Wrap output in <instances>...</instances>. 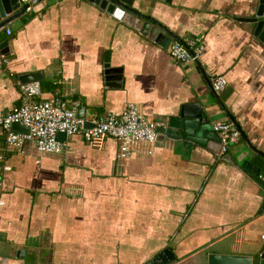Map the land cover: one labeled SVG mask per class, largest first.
<instances>
[{"label":"crops","instance_id":"obj_1","mask_svg":"<svg viewBox=\"0 0 264 264\" xmlns=\"http://www.w3.org/2000/svg\"><path fill=\"white\" fill-rule=\"evenodd\" d=\"M20 2L25 12L0 28L9 51L0 55L1 111L19 106L21 77L40 73L44 98L57 90L84 116L133 103L168 125L186 107L205 113L208 128L204 145L159 133L119 159L109 137L60 135L54 155H40L32 142L7 150L0 127V264H146L166 249L175 257L169 264H206L208 252L258 253L264 43L242 20L258 0H135L170 42L203 37L199 63L186 65L169 56L170 42L156 43L87 0ZM215 76L226 80L218 93ZM215 122L241 132L222 155Z\"/></svg>","mask_w":264,"mask_h":264},{"label":"built area","instance_id":"obj_2","mask_svg":"<svg viewBox=\"0 0 264 264\" xmlns=\"http://www.w3.org/2000/svg\"><path fill=\"white\" fill-rule=\"evenodd\" d=\"M27 9V8H26ZM6 34L10 30L6 29ZM203 37L173 39L167 52L174 62L181 65L199 63L203 51ZM212 89L223 91L226 80L222 76L211 79ZM20 104L12 111L0 110V127L5 134L7 150H22L26 143H34L40 155H54L62 151L64 143L58 134L79 135L88 142L101 138H113L118 145L117 157L124 159L130 154L131 146L137 143L153 144L159 128H165L166 119L150 118L142 115L138 105L129 103L121 113L103 112L78 118L74 103H66L55 90L50 97L42 96V86L38 81L18 83ZM14 123L27 128L26 133L15 131ZM219 143L220 154L241 138V132L231 122L213 123ZM8 170V166H3ZM0 180V206L2 205Z\"/></svg>","mask_w":264,"mask_h":264},{"label":"water","instance_id":"obj_3","mask_svg":"<svg viewBox=\"0 0 264 264\" xmlns=\"http://www.w3.org/2000/svg\"><path fill=\"white\" fill-rule=\"evenodd\" d=\"M100 9L104 10L107 14L111 15L117 20L125 23L126 25L133 27L140 33L147 35L149 38L155 40L163 46H166L170 42V38L164 37L160 33L165 31L164 27L158 24L153 19L144 16L138 9L134 8L135 0H87ZM169 1V0H168ZM27 6L20 2V0H0V28L8 24L10 21L18 16H21ZM247 22L252 30V34L257 37L259 41L264 43V0H258V6L254 14L246 19H242ZM165 40V42H163ZM8 42L3 41L0 43V55H8ZM108 68V65H106ZM112 70H106L105 73H110ZM40 73H32L21 77V83H27L32 81H40ZM186 107H182L180 116L178 118H171L168 122L167 127L159 128L158 132L165 134L167 137L176 141L183 140L188 144H200L204 145V141L201 138L206 136L204 130L207 129L205 113L196 111L192 114ZM76 116L83 118L85 114V108L79 106L76 109ZM195 115V116H194ZM193 117H197L193 120ZM201 124V125H200ZM13 129L22 133L27 132V128L21 126L19 123L12 125ZM65 136L64 134H58ZM185 142V144H187ZM218 148L213 150L214 153L218 152ZM229 159L228 155L223 157ZM252 165L247 164L246 169H250ZM256 176H259L260 169L255 168ZM264 185V181H260ZM174 256L169 250L156 255L150 262L146 264H169L174 261ZM206 264H264V247L255 254L252 255H241V254H221L216 252H208L206 255Z\"/></svg>","mask_w":264,"mask_h":264},{"label":"trees","instance_id":"obj_4","mask_svg":"<svg viewBox=\"0 0 264 264\" xmlns=\"http://www.w3.org/2000/svg\"><path fill=\"white\" fill-rule=\"evenodd\" d=\"M2 40V37H0V41Z\"/></svg>","mask_w":264,"mask_h":264}]
</instances>
